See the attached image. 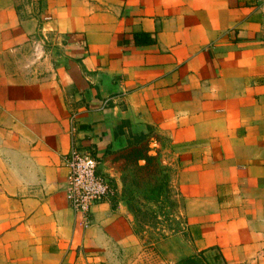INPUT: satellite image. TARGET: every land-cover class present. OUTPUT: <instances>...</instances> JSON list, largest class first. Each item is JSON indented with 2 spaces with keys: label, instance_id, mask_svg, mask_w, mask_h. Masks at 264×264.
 <instances>
[{
  "label": "crops",
  "instance_id": "0c3cea01",
  "mask_svg": "<svg viewBox=\"0 0 264 264\" xmlns=\"http://www.w3.org/2000/svg\"><path fill=\"white\" fill-rule=\"evenodd\" d=\"M143 136L183 217L156 262L264 264V0H0V264H142L119 176ZM71 147L118 188L87 226Z\"/></svg>",
  "mask_w": 264,
  "mask_h": 264
},
{
  "label": "rangeland",
  "instance_id": "374dc122",
  "mask_svg": "<svg viewBox=\"0 0 264 264\" xmlns=\"http://www.w3.org/2000/svg\"><path fill=\"white\" fill-rule=\"evenodd\" d=\"M156 136H153L154 138ZM156 141L150 146L154 148L152 154L156 156V170L152 174L140 179V184L133 186L134 199L137 213L134 214V230L142 243V264H160L156 262L153 253L155 248L151 242L161 241L162 238L180 232L183 229V217L181 214V201L172 191V171L166 163L164 151L165 141L156 137ZM144 139L143 141H145ZM155 140V139H154ZM124 166V165H123ZM132 168L126 167L120 174L122 198H126V187L122 185L121 175L130 176ZM106 178V177H104ZM116 191L117 186L110 179L106 178ZM113 193L111 194V196Z\"/></svg>",
  "mask_w": 264,
  "mask_h": 264
},
{
  "label": "built area",
  "instance_id": "2783aa9c",
  "mask_svg": "<svg viewBox=\"0 0 264 264\" xmlns=\"http://www.w3.org/2000/svg\"><path fill=\"white\" fill-rule=\"evenodd\" d=\"M63 161L67 168L68 203L80 217V224L87 226L92 207L108 199L113 187L98 173L100 160L91 151L71 147Z\"/></svg>",
  "mask_w": 264,
  "mask_h": 264
},
{
  "label": "trees",
  "instance_id": "16d2710c",
  "mask_svg": "<svg viewBox=\"0 0 264 264\" xmlns=\"http://www.w3.org/2000/svg\"><path fill=\"white\" fill-rule=\"evenodd\" d=\"M145 141H140L124 149L121 153V158L124 159L123 170L126 167L132 168L130 176L121 175L123 187H126V202L129 210L134 214L137 213L136 201L134 199L135 193L133 186L137 187L141 182L140 179L152 174L156 170V156L152 154L154 148L150 145L156 141V137L147 138L142 137ZM155 139V140H154ZM124 191H122L123 193ZM182 264H205V257L203 252L196 255L185 257L181 260Z\"/></svg>",
  "mask_w": 264,
  "mask_h": 264
}]
</instances>
